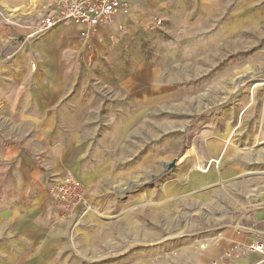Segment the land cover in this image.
<instances>
[{
  "label": "crops",
  "instance_id": "obj_1",
  "mask_svg": "<svg viewBox=\"0 0 264 264\" xmlns=\"http://www.w3.org/2000/svg\"><path fill=\"white\" fill-rule=\"evenodd\" d=\"M122 1L130 6V15L117 16L90 38L94 61L116 51L105 46L137 39L149 30L160 29L172 37L156 52L159 59L140 61L135 75L121 84L123 98L131 107H138V117L150 105H161L163 110L164 103L176 97L175 91L165 94L162 67L167 63L161 56L172 57L168 60L172 68L187 56L195 59L196 66L206 56H234L240 51L264 57V0ZM51 2L0 0V264H32L41 261L35 259L38 255L50 257L61 249L67 230L53 222L49 198L53 178L75 176L90 199L102 191V180L111 184L117 179V144L106 146L102 143L105 136L99 137V121L116 119L117 114L96 106L98 88L89 79L101 65L86 64L81 29L64 23L40 39L29 38L47 16ZM258 100L261 103L264 97ZM245 109L243 106L241 112L244 120L251 118V107ZM263 114L264 108L260 116ZM119 118L132 120L131 108L129 116L124 113ZM112 124L108 123V129ZM130 128L131 124H125V129ZM244 132L240 128L245 137ZM260 132L259 143L264 141V127ZM255 151L261 157L264 149ZM216 152L221 154L222 149L216 148ZM155 161L161 162L158 154L148 155L135 168L139 169L136 172L146 170L145 181ZM201 168V164L195 166L198 171ZM242 170L235 164L223 177L195 175L190 180L195 200L204 203L206 214L204 221L186 229L216 239L205 253L191 257V263L264 264V255L247 250L252 243L264 242V193L256 186L259 178L245 177ZM129 174L132 170L123 177ZM222 181L227 187L237 185L236 190L222 191ZM151 216L157 220L156 215ZM58 259L48 262L58 263Z\"/></svg>",
  "mask_w": 264,
  "mask_h": 264
},
{
  "label": "rangeland",
  "instance_id": "obj_2",
  "mask_svg": "<svg viewBox=\"0 0 264 264\" xmlns=\"http://www.w3.org/2000/svg\"><path fill=\"white\" fill-rule=\"evenodd\" d=\"M171 38L160 29L149 30L137 39L105 46L117 52L101 55L97 61L90 57V40H82L86 64L101 65L89 79L98 88L96 106L117 114L116 119L99 121V137L105 136L102 143L117 144V179L111 184L102 180V191L90 199L75 176L53 178L51 184L67 176L75 178L83 187V197L71 200L70 205L49 197L53 222L66 227V239L52 256L37 254L35 259L41 261L32 264H195L189 259L205 253L216 239L186 229L191 223L204 221L206 214L204 203L195 200L190 180L195 175L223 177L224 171L236 164L242 166L243 176L259 178L256 186L264 193V151L261 157L255 151L264 149V141L258 142L264 127V114L260 116L264 101L258 100L264 97V57L254 56L250 50L240 51L234 56H206L207 60L202 58L196 66L195 59L187 56L180 59V66L172 68L168 64L172 57L161 56L167 63L162 67L165 94L175 91V101L170 98L163 110L161 105H150L138 117V107H131L123 98L122 82L135 75L140 61L159 59L156 52H161ZM253 65L262 66L253 70ZM243 106L245 111L251 107V118L243 119ZM130 108L132 120L119 118L124 113L129 116ZM109 122L114 125L111 129ZM128 123L131 128L127 130ZM243 127L245 137L240 134ZM156 154L161 162L153 163L145 181L146 170L136 172L139 169L135 168L144 157ZM180 157L179 164L169 169ZM183 161L186 163L180 166ZM197 164L205 171L196 170ZM131 170V176L123 177ZM232 186L223 181L220 184L222 191L236 190L237 185ZM178 257L185 262H178ZM52 258L60 261L48 262Z\"/></svg>",
  "mask_w": 264,
  "mask_h": 264
},
{
  "label": "built area",
  "instance_id": "obj_3",
  "mask_svg": "<svg viewBox=\"0 0 264 264\" xmlns=\"http://www.w3.org/2000/svg\"><path fill=\"white\" fill-rule=\"evenodd\" d=\"M130 13V6L122 0H52L47 16L29 38L40 39L64 23H73L81 29V39L89 41L99 27L111 24L117 16L125 17ZM49 196L70 205L71 200L82 199L83 187L78 180L67 176L52 182ZM247 250L264 255V242L252 243ZM232 254L236 251L232 250Z\"/></svg>",
  "mask_w": 264,
  "mask_h": 264
},
{
  "label": "bare ground",
  "instance_id": "obj_4",
  "mask_svg": "<svg viewBox=\"0 0 264 264\" xmlns=\"http://www.w3.org/2000/svg\"><path fill=\"white\" fill-rule=\"evenodd\" d=\"M181 157H182V156H181ZM181 157L178 159L177 163H176L174 166L170 167L169 169H173L174 167H176V166L179 164ZM201 170H204V169L201 168ZM135 229H136V228H134V230H135ZM134 230H131V232L134 231ZM129 233H130V232H129Z\"/></svg>",
  "mask_w": 264,
  "mask_h": 264
},
{
  "label": "water",
  "instance_id": "obj_5",
  "mask_svg": "<svg viewBox=\"0 0 264 264\" xmlns=\"http://www.w3.org/2000/svg\"><path fill=\"white\" fill-rule=\"evenodd\" d=\"M176 163H177V161L173 162V163H172V166H174ZM172 166H171V167H172ZM167 169H168V168H167Z\"/></svg>",
  "mask_w": 264,
  "mask_h": 264
}]
</instances>
